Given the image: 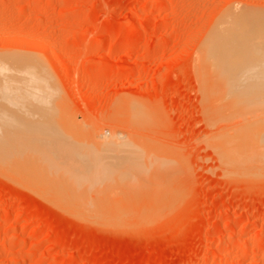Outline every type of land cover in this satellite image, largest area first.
Returning <instances> with one entry per match:
<instances>
[{"label":"rangeland","instance_id":"374dc122","mask_svg":"<svg viewBox=\"0 0 264 264\" xmlns=\"http://www.w3.org/2000/svg\"><path fill=\"white\" fill-rule=\"evenodd\" d=\"M239 15L258 27L264 0H0V135L49 116L64 134L41 140L71 167L61 193L0 167V264H264V173L216 138L238 119L195 67Z\"/></svg>","mask_w":264,"mask_h":264},{"label":"bare ground","instance_id":"6f19581e","mask_svg":"<svg viewBox=\"0 0 264 264\" xmlns=\"http://www.w3.org/2000/svg\"><path fill=\"white\" fill-rule=\"evenodd\" d=\"M233 8H234V6H233ZM230 12H233V11L230 10ZM238 14H240V11ZM224 15H226V14H224ZM236 16L231 17L229 19L225 18L226 20L223 17L224 22L222 21L223 22L222 24L217 23L218 26L219 25L220 26L217 28L216 33L213 31V33H215V35H216L214 40H213L215 42H214V44H212L213 41H212L211 36H213L214 34L212 33L213 34L212 35L210 33L211 36L209 37V42L211 41L210 42L211 45L209 44V42H207L208 44H206V45L207 46L209 45L207 47L203 43V48H207L206 49L207 51L205 49L203 50L201 47V50H203L202 51L203 54L202 53L199 55L197 54L198 57H200V58L198 60H195V62L198 61L199 66H195V67L196 68L199 67L198 71L200 73L199 72L198 73H199L200 77H202V80L204 81V82H202V84L204 83L203 84L204 85L203 91L205 90L207 92L209 104L216 108L214 110V111H216L214 114L219 118L222 117L221 119H223V117L226 118L227 115L228 116L233 115V116H236L235 118H237L240 121L239 122L237 120L238 121L237 122V121H235L236 119H234V118H233V120L231 119L232 121L230 120V122H228V120H227V122L229 124L234 121L233 124L237 125L238 123H240V125L238 124L237 126H239V127L234 128L235 125L233 127L232 124L226 125V123H224L225 124V126L223 125L224 128L220 127L221 131H219V133L217 131L218 134H217L216 138H218L220 136L222 138V139L220 138V140L221 141L223 140V143L227 144V146H230V147L233 146L234 149L233 148L231 149L232 151L234 150L233 152L235 154L234 153L233 154L236 155V153H238V154L240 153V155L238 157L239 161H240L241 157H244L241 159L242 161L239 162V165H240V168L238 166L239 169L247 170L246 172L251 171L249 173L257 172V173L263 174L264 173V123L262 122L263 124L259 125V124H257L258 119H256L262 113H259V115L253 114V116L256 115L255 116L256 118H255V117L251 116L252 113H250V112L254 113V110L257 109L258 104H260L259 101L262 102L264 100V25H261L262 23H264V21H263L264 18L262 20L258 21V22L262 21L261 24H259L261 27L259 25H257L258 27H256L254 25V23L256 21L255 22L248 21L252 17L250 18V16H248L249 19H247V17H246L244 20L242 18V15H239V16H241L240 18H239V16L238 17H236ZM226 17H229V15H226ZM252 19H254V18H252ZM256 24H258V23H256ZM214 25H213V27H215ZM127 26H128V24H127ZM204 45H205V47H204ZM208 48H209V50H208ZM196 71H197V69H196ZM28 94L29 93H27V95ZM35 94H37V92H35ZM18 95H21V94H18ZM26 96L24 95V97H26ZM16 97H17V99H19V96L16 95ZM22 97H23V94H22ZM257 97L260 100H256ZM38 98H40V97H38ZM10 99L12 100V98H10ZM29 99H32V98H29ZM261 99H263V100H261ZM5 100H6V98H5ZM24 100L23 101L20 100V103L25 104ZM26 100H27V97H26ZM33 100H34V97H33ZM12 101L14 103V100H12ZM15 101H16V99H15ZM35 102L36 101H34L33 103H35ZM41 102L43 103V100ZM39 103H36V105H35L36 108L44 107V104H41V103L39 104ZM261 104H263V103H261ZM261 104H260V106H261ZM25 105H27V104H25ZM46 106L47 105H45V107ZM262 107H263V105L261 106V108ZM24 111L22 110V112H24ZM30 111L32 112L31 115L36 114L35 112H37V114H39V112L36 109H31ZM258 111L260 112V110H258ZM27 112H29V110L25 111V113H27ZM42 113H43V111H42ZM248 113H250L251 115H248ZM18 114H19V112H18ZM43 114H42V116H43ZM262 115L264 116V114H262ZM263 116L261 118V115H260V120L264 121ZM18 117L13 118L14 120L12 119V121L14 122L15 119L16 120L18 119ZM61 117H62V115H61ZM217 117H214V118H217ZM63 118H62V120L65 119L64 123H65V121H70V118H67V116L64 119ZM66 118L69 120H66ZM35 119H37V118H35ZM48 119H49V116H48ZM48 119L42 118V119H39L37 121L31 120L29 122H26L25 124H24V122L23 123L21 122L22 119L21 120L19 119L20 120L19 122H21V125L18 124L19 128L21 126V130H22V126H23V131L25 130L23 135L21 134V131H19L20 129L17 128L18 126L15 125L16 123H14V127H13V125L10 126L12 121H11L10 125H6L7 127L8 126L12 127V128H10L11 130L8 129V131L10 130V132L13 129L16 130L15 128H17L18 130H16V131L20 132V134H18L19 132H17V134L19 137L21 135V138L12 137L13 139L12 138L9 139V136H11L10 133L8 136H6L7 138L4 136L1 137V135H0V167L2 168V171L5 167V169H4L5 174H8V173L10 174L11 172H13L10 174V176L13 175V178H15L14 173L20 174V171H23L22 173L25 174L26 177L34 178L32 183L35 182L34 180L39 179L40 181H45V182L47 181L46 184H48L50 182V183L54 184L55 186L57 185L56 187H59V185H60L59 193H61L60 192L61 186L64 187L65 182H63L64 185L61 182H60L61 184L58 183L59 185L56 184L57 180H60V181L62 180V179H59L60 176L58 174H59V172H61L63 170H68L70 167L69 166L70 163L68 164V161L64 160V157L62 154H61L62 156H59V155H57L59 153H56L55 151L53 153L52 151H50V149L54 150V148L51 147L52 143H50V142H52V140L50 139V136H49V139L51 140L50 141L48 139V135L46 136L45 135L46 133H44V132L48 133L50 131V133H52L53 130L51 131L50 129H54L53 133L51 134V137H53L57 133L63 132L60 130V129H63V126H62V124H60V125L54 124V122L51 121V119L50 120H48ZM5 120H6V118H5ZM5 120H4V122L6 124L8 121L6 122ZM8 120H9V118H8ZM260 120H259V122H260ZM1 121H3V120H1ZM224 121L226 122V120H224ZM17 123H18V121H17ZM0 124L2 125V123H0ZM216 124H218V123H216ZM64 125H67V124L65 123ZM3 126H5V125H3ZM3 126H0V127L3 128ZM226 126H229L230 129H233V128L234 129L230 130L228 128L230 130L229 131L226 128V130H225ZM4 128H6V127H4ZM220 128L217 130H220ZM41 130H44V132L42 131L45 135L44 137H46V139L50 141L48 144L49 147H47L46 143L44 141H42L44 138H43V136L40 135V134H43L41 132ZM55 130H60V131L56 132ZM2 132L3 131L1 129L0 134H2ZM28 132H31V133H28ZM6 133L4 135H6ZM25 133H27V134H25ZM50 133H48V134L50 135ZM61 134L63 135L64 133H61ZM14 135H16V134H14ZM62 135H58V136L56 135V137H58V139H59ZM56 137L54 136V138H56ZM59 141H61V140L59 139ZM55 143H57V142H55ZM62 144L61 145L58 144V146L59 145L62 146ZM228 144H230V145H228ZM54 145H56V144H54V142H53L52 146L55 147ZM58 146H57V148H58ZM60 149H62V147L59 148L58 150H60ZM65 149H66V146H65ZM65 149L62 150V153ZM232 151L230 152L231 154H232ZM238 154L236 156H238ZM69 155L71 156V154H69ZM244 155L245 156L247 155V156L245 157ZM68 158H69V156H68ZM68 158H67V160H68ZM235 158L237 159V157H235ZM80 159L82 161L83 158H80ZM77 168H78V166H77ZM77 168H75V169H77ZM70 169H71V167H70ZM62 174H63V172H62ZM25 175H23V176H25ZM63 175H65V174H63ZM17 177H19V176H17ZM19 178H21V177H19ZM22 178H24V180H25V177H22ZM63 178L64 179L62 181H65V177H63ZM74 178H77V177H74ZM74 178H73V180H74ZM27 179L28 178H26V180ZM68 179H69V177H68ZM28 181H29V179L25 182H28ZM74 181H76V180H74ZM32 183H27V184H32ZM73 184L71 182L70 188L67 185V188L65 186V188L62 189L65 191V194L69 193V195H70L74 191L71 187V185H73ZM41 185L43 186L44 184L42 183ZM40 186L38 185V187H40ZM44 186L46 187L47 185H44ZM44 186H43V188H44ZM48 187L50 189L52 186L51 187L48 186ZM44 189H46V188H44ZM55 189H53V190L56 192L57 189L56 190ZM46 190H48V189H46ZM53 190H52V192H50V190H49L50 194L47 192L49 196L56 194L55 192H53ZM58 195H60V194H58ZM58 195L57 196L54 195V196L57 197L59 200L60 198ZM66 195L60 196V197H62L60 199L61 201L64 199L63 203H65ZM67 197L69 198L71 196H67ZM82 199H83V197L81 198V200ZM68 200L69 199H67L66 201L69 203L70 200L69 201ZM76 200H77V198H76ZM83 202H85V201H83ZM59 203L60 202H58V204ZM74 203H76V201ZM79 206H80L79 204L76 205L77 208H79ZM82 209L83 208H81V210ZM75 210H77V209H75ZM94 210H95V208H94ZM98 214L97 213L95 215L89 214V216H87V213L84 214L87 217L81 216L83 214H81V215L79 214V215L81 217H83V218L85 217V219L91 220V221L108 220V216L105 217L104 213H103V215H98ZM110 214H107V215H110ZM90 215H92V216H90ZM111 216H113V215H110L109 218H111ZM112 218H111V221H112ZM254 245H255L254 243H251L249 249L253 250Z\"/></svg>","mask_w":264,"mask_h":264}]
</instances>
